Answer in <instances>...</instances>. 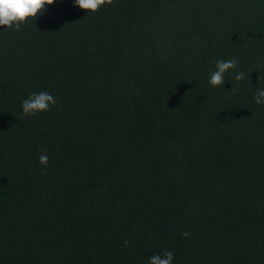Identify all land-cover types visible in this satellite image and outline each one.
Wrapping results in <instances>:
<instances>
[{
	"label": "trees",
	"instance_id": "1",
	"mask_svg": "<svg viewBox=\"0 0 264 264\" xmlns=\"http://www.w3.org/2000/svg\"><path fill=\"white\" fill-rule=\"evenodd\" d=\"M0 264H264V0H0Z\"/></svg>",
	"mask_w": 264,
	"mask_h": 264
}]
</instances>
